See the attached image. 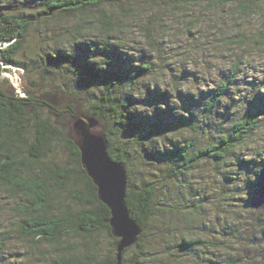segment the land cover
Returning <instances> with one entry per match:
<instances>
[{"label":"trees","instance_id":"16d2710c","mask_svg":"<svg viewBox=\"0 0 264 264\" xmlns=\"http://www.w3.org/2000/svg\"><path fill=\"white\" fill-rule=\"evenodd\" d=\"M227 11L260 17L264 54V0H0V194L21 202L15 221L0 218V264H31L29 248L47 264H118L111 211L70 138L78 110L53 103L51 86L85 100L127 166L126 202L143 232L123 264H264V73L249 79L251 94V67L238 61L206 86L135 36L158 51L156 26L181 17L200 28ZM12 70L29 82L23 96L3 77Z\"/></svg>","mask_w":264,"mask_h":264},{"label":"rangeland","instance_id":"374dc122","mask_svg":"<svg viewBox=\"0 0 264 264\" xmlns=\"http://www.w3.org/2000/svg\"><path fill=\"white\" fill-rule=\"evenodd\" d=\"M199 11H204L203 8H199ZM213 20H206L202 22L200 28H194V23L190 20H185L184 18H177L174 20L173 25L169 26H156L155 27V39L152 41L154 47L158 50L155 51L150 43L146 42L145 38L141 33L136 32L135 35L138 38V41L144 45L148 51L154 54H163L167 55L170 60H177V63L180 65L179 68H187L188 70H193L198 72L199 80H196L197 83H205L206 86L211 83L212 79H215L217 75L221 72L220 70H228L234 62L243 63V67H251L247 69L245 75L242 77V83L246 85L247 93L251 94L253 92L252 85L254 82L249 79H260L264 73V54L258 52L255 49L254 45V36L259 34L261 27V19L258 15L245 17V20H242L241 17L234 15L231 12H225V14L219 15L217 13L211 15ZM189 18V17H187ZM190 19V18H189ZM216 24L218 28V33L212 31L213 28H210L212 24ZM214 30V29H213ZM220 32V34H219ZM240 34V39L245 40V42H240L239 44H233V39H236L235 35ZM33 38L36 39L35 43L41 42L42 34H39L32 31ZM41 35V36H37ZM37 36V37H36ZM146 42H143V40ZM238 39V38H237ZM239 39V40H240ZM250 39H252L250 41ZM33 44V42H32ZM197 74V73H196ZM3 77L9 79L11 88L14 95L23 96L22 86L28 85V80L24 77L23 72L19 70H12V72L4 73ZM198 79V78H197ZM258 84L259 80H255ZM55 86V85H53ZM245 87L243 88V90ZM41 90V89H40ZM241 90V92L243 91ZM52 97L50 98L53 103L58 106H63L66 103H74L76 105V110L82 111L86 109L85 100H81L78 96H74L69 93H63L57 87H50ZM245 93V91H243ZM82 109V110H81ZM71 124V120L68 121ZM68 124V123H67ZM57 125L61 128L62 125H65V122L58 121ZM73 126V123L71 124ZM73 131V130H71ZM56 149V148H55ZM58 151V150H57ZM52 153H48V156H51ZM66 155L69 156L68 152ZM60 156L66 157L65 152L60 151ZM66 160V159H64ZM19 200H12L9 197H3L0 194V218L6 221H15L17 215L14 213L13 208L16 207ZM18 202V203H17ZM98 241H100L101 247L100 250L103 253L107 252L109 247L108 241L104 234H100ZM72 241L79 242L77 245V250H75V255L78 253L81 254V243L83 237H74ZM72 244V242H70ZM12 245L9 246L11 251H21V255L26 253L27 246L22 244L19 248L16 247L15 242H11ZM47 245L41 244L42 250H47ZM50 249V247H48ZM51 250V249H50ZM74 251V250H73ZM260 259L261 262L264 261V257ZM258 255V254H256ZM31 264H47L45 260H42L39 252L33 251L29 248V254L26 255ZM257 258V263L260 261Z\"/></svg>","mask_w":264,"mask_h":264},{"label":"water","instance_id":"95a60500","mask_svg":"<svg viewBox=\"0 0 264 264\" xmlns=\"http://www.w3.org/2000/svg\"><path fill=\"white\" fill-rule=\"evenodd\" d=\"M70 138L81 151L82 164L98 188V196L110 211V226L117 243V262L123 264L124 251L134 246L143 226L131 216L127 206L128 169L109 152V140L100 121L91 114L78 111L71 119Z\"/></svg>","mask_w":264,"mask_h":264}]
</instances>
